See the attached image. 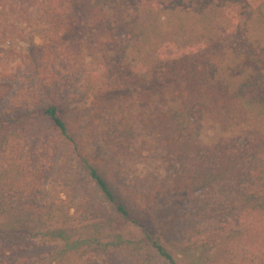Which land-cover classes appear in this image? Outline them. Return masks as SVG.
I'll use <instances>...</instances> for the list:
<instances>
[{
    "label": "trees",
    "instance_id": "16d2710c",
    "mask_svg": "<svg viewBox=\"0 0 264 264\" xmlns=\"http://www.w3.org/2000/svg\"><path fill=\"white\" fill-rule=\"evenodd\" d=\"M18 1L32 8L36 0ZM40 1L54 35H74L100 68L115 56L122 90H145L158 104L148 126L164 151L173 192L198 221L228 224L208 231L211 240L201 246L215 247L212 253L196 254L184 240L173 251L147 235L157 256L165 264H264V0ZM175 12V21H162ZM251 21L259 28H248ZM204 119L246 130L204 145ZM71 123L54 101L0 120V238L49 247L37 264H100L102 257L118 264L111 252L128 250L139 260L138 243L105 234L114 223H138L125 181L119 188L107 179ZM75 161L81 179L72 176ZM52 185L86 203L87 225L78 228L76 216L52 205ZM100 206L111 216L97 220Z\"/></svg>",
    "mask_w": 264,
    "mask_h": 264
},
{
    "label": "rangeland",
    "instance_id": "374dc122",
    "mask_svg": "<svg viewBox=\"0 0 264 264\" xmlns=\"http://www.w3.org/2000/svg\"><path fill=\"white\" fill-rule=\"evenodd\" d=\"M40 4L36 0L32 8H22L18 0H0V120L35 110L46 101L66 108L74 129L85 139L86 151L97 160L107 179L119 188L122 186L118 180L126 184L124 195L133 206V218L138 223H114L105 234L120 233L124 239L138 243L142 250L139 260L133 258L137 254L134 250L112 251L109 258L118 259V264H165L147 235L173 251L177 250L176 243L184 240L196 254L212 253L215 247L207 251L201 246L211 240L208 231L218 226L227 228L228 224L224 227L198 221L189 203L173 192L164 151L148 126V115L158 109V104L145 90H122L114 76L115 56L104 58L108 61L101 63L100 68V63L86 49L82 50V43L74 35H54L49 19L38 9ZM6 9L12 13L11 21ZM178 14L166 13L162 21L173 22ZM254 27L258 29L259 24L251 21L248 28ZM38 31L44 34L43 40L37 36ZM84 39L90 42V38ZM89 48L94 50V44ZM199 126V138L204 145H212L233 131L242 135L246 130L241 126L225 129L209 119ZM54 138L48 136L51 142ZM73 167V177H85L79 162L75 161ZM67 192L52 185V205L76 216L75 224L82 222L77 224L78 228L87 225L88 220H81L89 217V207L86 203L79 205L83 200H72ZM110 216L109 211L99 207L97 220ZM43 220L52 222L47 216ZM223 235L216 236L213 245L222 242ZM48 250L39 241L8 242L0 238V264H37V257ZM179 258L187 261L183 255ZM99 261L112 264L107 257Z\"/></svg>",
    "mask_w": 264,
    "mask_h": 264
}]
</instances>
